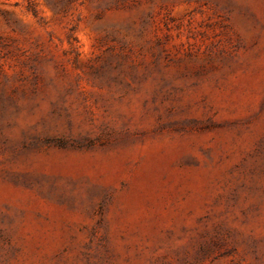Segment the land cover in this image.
Masks as SVG:
<instances>
[{
  "label": "rangeland",
  "instance_id": "obj_1",
  "mask_svg": "<svg viewBox=\"0 0 264 264\" xmlns=\"http://www.w3.org/2000/svg\"><path fill=\"white\" fill-rule=\"evenodd\" d=\"M0 264H264V0H0Z\"/></svg>",
  "mask_w": 264,
  "mask_h": 264
}]
</instances>
